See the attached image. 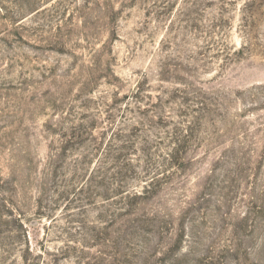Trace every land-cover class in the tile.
<instances>
[{
    "label": "rangeland",
    "instance_id": "374dc122",
    "mask_svg": "<svg viewBox=\"0 0 264 264\" xmlns=\"http://www.w3.org/2000/svg\"><path fill=\"white\" fill-rule=\"evenodd\" d=\"M0 264H264V0H0Z\"/></svg>",
    "mask_w": 264,
    "mask_h": 264
},
{
    "label": "trees",
    "instance_id": "16d2710c",
    "mask_svg": "<svg viewBox=\"0 0 264 264\" xmlns=\"http://www.w3.org/2000/svg\"><path fill=\"white\" fill-rule=\"evenodd\" d=\"M179 153V150H177V149H175V152H170V154H168L166 157L167 158H169V160L172 162V164H177V159H178V154ZM174 167H177V166H174ZM152 179V182L155 180L154 179V177H152L151 178ZM157 182V181H156ZM147 192V191H146ZM149 193V192H148ZM122 194V192H120L119 194H118V196L119 195H121ZM138 196V195H137ZM136 195L134 196L133 195V197H137ZM128 196H125V198H127ZM129 198V197H128Z\"/></svg>",
    "mask_w": 264,
    "mask_h": 264
}]
</instances>
